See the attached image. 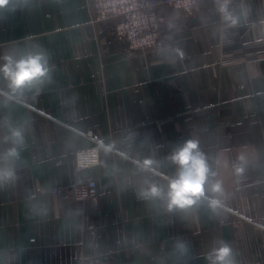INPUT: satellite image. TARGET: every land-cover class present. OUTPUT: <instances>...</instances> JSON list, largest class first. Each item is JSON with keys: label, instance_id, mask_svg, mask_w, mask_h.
Returning <instances> with one entry per match:
<instances>
[{"label": "crops", "instance_id": "1", "mask_svg": "<svg viewBox=\"0 0 264 264\" xmlns=\"http://www.w3.org/2000/svg\"><path fill=\"white\" fill-rule=\"evenodd\" d=\"M90 5L10 0L0 9V53L39 44L55 66L40 95L0 104V151L10 147L6 117L25 135L16 179L0 187V264L95 255L109 264H208L217 239L236 264H264V0H230L235 25L217 0H199L192 15L164 9L162 46L144 54L129 52L112 24L94 25ZM88 133L103 144L101 162L76 172V153L93 144ZM185 139L199 140L226 189L218 215L202 205L169 213L136 195L137 163ZM90 179L95 200L38 192L68 194ZM177 237L189 244L186 256L174 249Z\"/></svg>", "mask_w": 264, "mask_h": 264}, {"label": "clouds", "instance_id": "2", "mask_svg": "<svg viewBox=\"0 0 264 264\" xmlns=\"http://www.w3.org/2000/svg\"><path fill=\"white\" fill-rule=\"evenodd\" d=\"M217 2L223 19L235 25L237 17L229 11L230 0ZM9 3L10 0H0V9ZM54 72L51 55L42 45L13 47L0 53V104H21L35 98L52 82ZM5 120L7 135L3 142L10 147L0 151V187L16 179L12 164L20 159L25 146L24 128L12 124L7 117ZM105 150L110 151L111 146ZM213 164L212 158L201 149L199 140L185 139L176 143L163 158L148 156L137 163L142 180L136 195L143 201L159 204L169 213H182L202 205L218 215L225 207L227 192ZM174 249L186 256L189 244L177 237ZM204 258L208 264H236L231 245L222 239L213 241Z\"/></svg>", "mask_w": 264, "mask_h": 264}, {"label": "built area", "instance_id": "3", "mask_svg": "<svg viewBox=\"0 0 264 264\" xmlns=\"http://www.w3.org/2000/svg\"><path fill=\"white\" fill-rule=\"evenodd\" d=\"M90 4L94 25L112 24L115 35L126 45L128 51L141 54L162 46L164 9L185 11L192 15L199 8V0H90ZM87 137L93 141V144L76 153V172L91 169L101 162L103 144L90 133ZM97 188V181L90 179L71 186L68 194L62 188L48 190L40 187L38 192L51 191L59 201L68 197L86 201L98 198ZM107 257L108 255H95L94 260H90V257H81L80 264H109Z\"/></svg>", "mask_w": 264, "mask_h": 264}, {"label": "trees", "instance_id": "4", "mask_svg": "<svg viewBox=\"0 0 264 264\" xmlns=\"http://www.w3.org/2000/svg\"><path fill=\"white\" fill-rule=\"evenodd\" d=\"M185 12V11H184ZM187 14V13H186Z\"/></svg>", "mask_w": 264, "mask_h": 264}]
</instances>
